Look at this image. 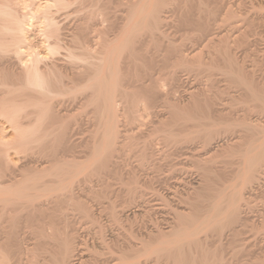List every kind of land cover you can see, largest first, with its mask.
<instances>
[{
    "label": "bare ground",
    "instance_id": "obj_1",
    "mask_svg": "<svg viewBox=\"0 0 264 264\" xmlns=\"http://www.w3.org/2000/svg\"><path fill=\"white\" fill-rule=\"evenodd\" d=\"M173 1L179 0H0V264H12L14 262L17 264H91L90 258H85V252H88L87 250L85 251V249H88L87 245L79 246V242V244H76L80 228L75 224L81 223L83 220L78 221L75 218L78 216L76 214L74 218L78 222L74 223L75 220H72L73 222L70 221L72 216L68 215L70 216L68 219L67 214L71 212L68 209L71 208L73 211L76 206V212L79 210L78 213L80 215L81 213L85 215H81V218L82 216L88 217L91 218H87L88 220L99 223L102 220L99 221L100 216H96V207L93 208L94 206L89 205L87 199L89 196L92 197L90 198L92 200L99 197L98 199L103 201L106 197L105 199L109 201V205L108 203L104 205H107V211L111 210L108 213H111V216L109 215L108 217H111L112 222L120 223V219H129V198H131L129 197V192L133 195L134 189L129 191L130 187L128 189L126 187L125 194L122 191L124 196H120L122 201L120 200L121 204L119 203L121 210L117 209V205L119 207V204L116 205L118 199L117 202L112 199V196H115L112 195V190V196L110 192L109 195L108 192L105 194V191L108 188L110 189L113 179H119L120 182L129 184L130 172H128L127 177L123 176L124 164L122 165L123 161L121 162L120 158H122L121 155L127 157L131 148L133 150L140 149L138 146L141 143L139 145L136 143L139 135H134L133 132H129V129L123 128L126 131L121 130L120 123L122 122L119 121L121 114L124 113L126 117L140 119L141 117L138 118L137 114L141 110H144V113L145 111H149V114L154 113L156 119L152 114L150 115L155 120L153 119L154 125L151 122L153 128L149 134L146 131V136L148 137L149 135L150 140L148 141L147 139L143 143L141 151H139V154H141L140 167L147 166L153 160L152 157L157 158L154 154L156 149H153L152 146L156 145L153 142H155L154 140H156L157 136L162 139L164 147L174 145L177 149L180 148H178V144L189 143L190 145V142L199 139L203 141L205 148L211 154L212 151L218 150L213 145V139L217 135L220 136L222 132L225 133L231 130L238 131L239 134L237 133L236 140L232 143L219 144L222 145L220 150L223 152V156L227 154L228 156L237 157V165L235 164L237 167L233 171V175L230 173L232 177L228 179L227 183L225 181H227L228 174H226L225 181L220 183L218 181L216 184V181H212L215 180L214 178L209 179L211 178L209 174L212 173L213 175L217 169L219 170V168H215L217 160L215 162L214 154L212 157L209 155V158L205 157L206 159L202 158L203 160H201L200 157L199 159L198 156L194 158L189 152L181 150L183 155H185V162L190 161L193 157L198 161L195 162L193 160V162L200 168V173H198L201 179L195 182L191 180L190 188L188 185L189 189L186 187L188 191L182 193L185 194L183 197H181L182 195L180 196L181 201L183 200V203H187L184 205H189L187 207L190 208L176 212L175 218L170 221L172 223L168 226L169 230L167 229L166 233H161L165 231L158 230L160 234L156 235L157 237H148L149 239L146 237L148 240L141 238L144 240L139 242L140 244H135L134 242V246H130L129 238L125 237L126 240L123 239L125 242L122 241V247L120 248L121 243L119 244V249L117 248L120 252L116 250L120 255H117V252L115 253L116 248L113 247L114 249L110 250L109 247L111 252L109 251L108 254L110 256H104L107 257L105 260L103 258L102 260L98 259L100 260L98 262L92 259L96 261V264H141L137 258L155 253L158 256L167 255L174 264H227V256L225 257L226 262L225 258H222L223 255H221L225 254L223 253L224 246L221 238L227 233L225 231L229 230L227 234L232 236L231 238L237 242L238 234L240 235L239 232H242L240 231L241 228L240 230L238 229L240 227L239 224L242 223V220L249 218L248 209L251 210L253 207L250 205L249 199L251 198L249 196L258 193L255 191L258 187L259 190L261 189L259 193L264 195V119L257 116V114H264V62L260 58V51L262 50L258 49L263 45L257 47L260 41L264 42V5L262 9L254 7L253 9L257 10L252 12L254 11L251 10L252 8L249 11L247 7H243L245 0H235L233 5L227 4L225 0L182 1V4L185 3L187 7L189 6L187 8L189 10L186 9L187 12L185 11L186 14L192 13V8L194 7L195 10H198L197 14L205 13L204 11L208 12V17L205 16L206 18L202 16V13L200 17L196 14L199 17L197 18L194 13L195 17L188 19L193 20L192 23L196 19V25L200 23L201 27L198 25L200 27L198 33H202L200 37H205V39L202 38V42L207 43L208 47L210 45V51L208 52L211 53V56L208 55V60L209 56L211 59L207 62L205 61L206 59L202 60L204 57H199L203 52L200 50L201 48L199 49L200 52L195 50L197 48L194 46L195 49L192 48V53H184L185 50L180 45H175L171 42V39L168 40V37L167 40L165 39L167 34L163 31L164 29L162 30V26L167 22L165 20L167 15L165 16L162 12ZM180 1L176 2L177 5H181ZM261 1L264 4V0H260V3ZM253 3L251 4L250 2L251 5ZM208 4L211 6L210 8ZM119 5L123 7L121 14L116 13V7H119ZM181 7L183 9V5L180 6V11ZM218 11L225 12L224 18L220 19V22L218 21L220 16L216 17ZM186 17L188 16L185 15ZM218 22L224 25H222L224 27L223 30L219 29ZM184 24L186 25L185 22ZM144 34L155 43L160 40L163 42L164 40L167 41L168 48L165 47L167 50L165 48L164 50L173 54V56L176 54L177 59L172 63L173 68L166 74L167 79H164L165 81L167 80L166 82L160 79H152V83L148 85L151 88H148V90H144V87L147 86L145 83V86L141 84L143 87L141 86L140 88L142 89L129 91V74L137 72V70H134L136 65H138L139 57H143V61L144 57L152 60L155 58L154 54H149L148 56L146 52L149 51L147 50L148 48L144 50L146 47L142 48V46L136 45V42H140V40L142 45L143 38L141 39V37ZM159 50L156 51L158 52ZM238 51L241 53H238ZM197 53L199 56H197ZM166 56L168 57L169 55ZM246 57H252L251 63H248ZM215 64L218 65V68H216L218 74L219 72L220 74L222 73L230 85H227L229 89L226 86L224 87L225 92L229 90L228 96H230L229 93L235 87L236 89H241L239 94L234 93L236 92L235 90L228 98L233 100V105L235 100L236 103L241 102L240 105L243 104L244 114L242 111V116L235 118L234 115L228 118L221 114L224 109L222 111L219 108L220 106H216L219 103L217 102L220 95L218 93H223V91L218 92L221 87H218L217 94L215 92L212 96L209 95L215 89L214 81L215 83L217 81L215 79H213L214 81L212 80V84L210 83L211 86L209 85V87H214L212 91L209 88V96L207 95L209 90H205L208 84L205 86L202 84L205 89L202 88L201 90L199 88L202 86L198 90L196 89L200 85L194 88L192 86L191 90H186L185 93L187 94L183 95H186L184 99H182L183 97H177L176 94V96L174 95V92H179L177 89L181 88L182 82H184L182 76L180 78L179 70L175 69L179 68L178 65L186 69H194L195 66L196 69L194 70L200 71L202 69L201 71H203L204 69L205 71L206 68L210 70L211 66H216ZM165 84L170 85V87L168 86V91L163 92L161 88ZM230 87H233L231 91ZM170 93H173L172 96L178 99L175 100V97L173 99ZM162 98H165V105L163 106L167 109L156 110L157 105L154 108V104L158 100L163 101ZM67 99H69L68 101L71 100V103L72 100L78 102L80 99L81 109L87 108L88 110V106L93 108L92 113L96 120V124H94L96 128L94 127L95 130L91 131L93 138H87L88 141L84 144L83 140H79L78 131L76 132L75 130L76 125L73 126L74 124L70 120L71 114L69 115L68 112H65L68 108L66 107L67 109L64 113L62 112L63 105L65 106L64 103H66ZM222 100L219 101L223 103ZM152 107L155 110H152ZM121 111L123 112L121 113ZM230 111L228 113H231ZM225 115H227V112ZM139 116L141 115L139 114ZM3 121L8 124V127L3 125ZM228 121L231 122L226 126H220V124ZM190 122H194L197 129L186 130L187 126L191 124ZM73 123L76 124V121ZM8 131L12 134H9ZM76 135L79 141L76 139ZM158 138L157 140L159 141ZM135 145L136 147H134ZM179 151L173 152V154L177 157V155H180ZM208 152L206 153L208 154ZM217 152L216 156H218ZM169 154L168 156L171 158L172 156ZM174 163L172 164L173 166L180 164V162ZM221 163L224 162L222 161ZM229 164L231 165V163ZM227 166L225 165V168ZM133 170H136V168ZM221 171L223 172V169ZM136 176L139 177V175ZM154 177L157 178L156 176ZM136 179L139 178L133 177L132 180L135 183V188L136 183L140 180L137 181ZM222 179L224 180V178ZM162 180L164 179L162 178ZM95 185L101 186V191L97 189L96 191ZM138 187L137 185V190ZM104 189L106 190L104 191ZM139 189L141 190V188ZM141 194L143 198L142 191ZM92 200L90 201L92 202ZM20 212L27 214L24 221L20 220L22 219L20 215H23ZM76 212L73 211V214ZM22 217L24 219V216ZM258 217L260 216L258 215ZM261 217L260 223L263 225L262 228H264V211L261 212ZM31 218L35 219V223L32 222L33 219L31 220ZM100 219L102 218L100 217ZM238 225L239 227H237ZM82 227L84 225L81 226L83 231ZM99 227H101L99 229L101 234L105 233L104 229L107 230L105 226L104 228L102 225ZM26 230L29 232L33 230L34 237L32 239L35 238L36 240L37 238L38 240L34 246L32 245L35 242L34 240L31 247L28 244L31 241L30 239L28 242L26 240ZM32 232H30L31 236ZM203 235L207 236H204V238ZM208 237H215L216 240L214 238V241L219 240L221 242L218 245L219 247H215V245L213 248V242L211 243V239L208 240ZM241 240L239 238V241ZM261 241L262 243H260ZM261 241L259 240V245H256V252H258L256 257L258 259L256 258L257 261L253 260L254 263L252 264H261L258 263L260 262L259 258L264 264V242L263 239ZM107 244L110 243L108 242ZM94 252L97 255L100 251ZM218 253H221V258ZM150 256L148 257L150 258Z\"/></svg>",
    "mask_w": 264,
    "mask_h": 264
},
{
    "label": "rangeland",
    "instance_id": "obj_2",
    "mask_svg": "<svg viewBox=\"0 0 264 264\" xmlns=\"http://www.w3.org/2000/svg\"><path fill=\"white\" fill-rule=\"evenodd\" d=\"M180 1V0H179ZM179 1H173L170 5H168V6H166L165 8H164V10H163V12L162 13H164L165 14V16H166V24H164L163 26H162V30L165 32V34H167V36H166V40H167V37H168V40L169 39H171L172 41V43H174L175 45L177 44L178 46L180 45V47H182L185 51H184V53H189V52H191L192 53V51H193V49H195V48H197V49H195V50H199L200 48V50L201 51H203L200 55L201 56H199L198 55V51H195V52H198L197 53V56H199L200 58H202V57H204L202 60H205V61H207V62H209V60L211 59V53L210 52H208V51H210L209 50V48H210V45H209V47H208V44L207 43H204V42H202V40L203 39H205V37H203V36H201L200 37V34L202 35V33H198L199 31H200V27H201V25H199L200 23H197V25H196V23H195V20H194V23H192L193 22V20L191 21V20H188V19H192V18H194L195 16H196V14L198 13V10H197V12H196V10H195V7L194 8H192V13H188V14H186L185 13V11H186V9L187 8H189V6L187 7V5L185 4V3H181L182 1H184V0H181L180 1V3H181V5L180 4H178V5H180V6H182L183 5V9H182V7H181V11H180V6L179 7H177L178 5H177V3L176 2H179ZM226 1V3L227 4H232L233 5V3L235 2V0H225ZM232 1V2H231ZM174 2H175V4H174ZM185 2V1H184ZM250 2H251V4L253 3V5H251L250 4ZM258 4H256V3ZM244 3V2H243ZM260 3V0H256V1H252V0H245V4H243V7H247V10H249V11H251V10H254V11H252V12H255L257 9H262V7H263V3H262V1H261V3ZM247 4V5H246ZM262 4V5H261ZM210 5H212L211 3H210ZM244 5H246V6H244ZM252 7H251V6ZM256 5V6H255ZM259 5H261V6H259ZM249 6V7H248ZM173 7V8H172ZM208 7L210 8L211 6H209V4H208ZM235 7V6H234ZM256 8L257 7V9L255 10V9H253V8ZM252 8V9H251ZM121 9H123V7L121 6V5H119V7L117 6L116 7V13L117 14H121ZM178 9V10H177ZM251 9V10H250ZM187 10H189V9H187ZM264 10V9H263ZM263 10H261V11H263ZM119 11V12H118ZM180 11V12H179ZM194 11V12H193ZM175 12V13H174ZM187 12V11H186ZM205 13H199V14H197V16H199L200 17V14L202 15V16H206V17H208V12L207 11H204ZM218 12H220L219 14H218ZM217 12V16L216 17H218V16H220V17H218L219 18V22L224 18V15H225V12L224 11H218ZM222 12V13H221ZM258 12H260L259 10H258ZM264 12V11H263ZM169 13V14H168ZM183 13V14H182ZM194 13H195V16H194ZM207 13V14H206ZM173 14V15H172ZM175 14V15H174ZM182 14V15H181ZM186 16H188V17H186L185 18V15ZM222 16H221V15ZM192 17H191V16ZM196 16V17H197ZM199 17H197V18H199ZM205 17V18H206ZM168 18V19H167ZM170 18V19H169ZM175 18H177V19H175ZM221 19V20H220ZM182 20V21H181ZM197 20H199V19H197ZM205 20V19H204ZM171 21V22H170ZM176 23H175V22ZM183 22V23H182ZM184 22L186 23V25L184 24ZM199 22V21H198ZM219 22L217 23V25L219 24ZM169 25H168V24ZM189 23V24H188ZM192 23V24H191ZM182 24V25H181ZM221 24V25H220ZM218 26H219V29L221 28V30H223L224 29V25L222 24V23H220ZM193 25V26H192ZM198 25L200 26V27H198ZM216 25V24H215ZM217 25H216V29H217ZM223 25V26H222ZM171 26V27H170ZM182 26V27H181ZM191 26V27H190ZM194 28V29H193ZM215 28V27H214ZM196 29H197V32H196ZM198 29H199V31H198ZM169 30V31H168ZM195 30V31H194ZM214 31H216L215 29H214ZM195 34H194V33ZM189 33V34H188ZM199 34V35H198ZM192 35V36H191ZM147 35H143V37H141V39L143 38V43H142V45L140 44V42H141V40H140V42H136L137 44L136 45H140L139 47H141L142 46V48H144V47H146V48H144V50H146L147 48V50H149V51H146L147 53H148V56H149V54H154L153 56L155 57L153 60L152 59H149V58H145L144 57V61H143V57H139L140 59H138V61H137V64L138 65H136V68H135V70L134 71H136L137 70V72L136 73H130L129 75V91H131V90H133V91H137V89H142V88H140L142 85L141 84H143V86H145V83H146V85L148 86V85H150L151 83H152V81L153 80H158V79H160V80H162V81H165L164 79H167L166 77H167V73L170 71V69H172L173 68V64L172 63H174V61H176V59H177V55H176V58H175V55L173 56V54H171V53H169L168 51H166L167 49L165 48V47H167L168 48V42L167 41H165L164 40V42L163 41H158V42H156L157 44H158V46H156L157 44L155 43V42H153L152 40H150L149 38H148V36L146 37ZM144 37H145V40H146V42H144L145 40H144ZM193 37V38H192ZM195 37V38H194ZM199 37V38H198ZM203 38V39H202ZM148 39V40H147ZM200 40H201V42H200ZM197 41V42H196ZM150 42V43H149ZM151 42H153V43H151ZM181 42V43H180ZM200 42V43H199ZM179 43V44H178ZM183 43V44H182ZM146 44V45H145ZM156 44V45H155ZM198 44V45H197ZM144 45V46H143ZM154 45V46H153ZM166 45V46H165ZM260 45H263V46H260ZM148 46V47H147ZM194 46H195V48H194ZM206 46V47H205ZM260 46V47H259ZM161 47V48H160ZM257 47H259L258 49H261L262 51H263V49H264V42H259L258 43V46ZM155 50H154V49ZM160 49L158 52L156 51V50H158V49ZM164 48L166 49V50H164ZM193 48V49H192ZM263 48V49H262ZM42 50H44L43 48H41ZM153 50V51H152ZM192 50V51H191ZM199 50V51H200ZM156 51V52H155ZM200 51V52H201ZM262 51H260V58L263 60L262 62H264V51L262 52ZM145 51H144V53H146ZM155 52V53H154ZM160 52H162V54H160ZM166 52H168L166 55H169L168 57L166 56V55H164ZM190 53V54H191ZM238 53H241V52H239L238 51ZM203 54H204V56H203ZM262 54V55H261ZM147 55V54H146ZM208 55H210L209 56V60H208ZM239 55H241V54H239ZM157 56V57H156ZM196 56V57H197ZM161 57V58H160ZM172 57V58H171ZM250 57V56H249ZM249 57H246L247 59V61H248V63H251V60H252V57L251 58H249ZM240 58H241V56H240ZM130 59V58H129ZM163 60V61H162ZM165 60V61H164ZM219 60V59H218ZM155 61V62H154ZM129 62H130V60H129ZM160 62V63H159ZM218 62H221V61H218ZM158 65H157V64ZM218 64V63H217ZM222 64V63H221ZM175 65V64H174ZM216 65V64H215ZM129 66H130V64H129ZM170 66V67H169ZM179 66V68H175V69H177V71L179 72V75H180V78H181V76H182V80L184 79V82H182L183 84H184V86H183V84L181 85V88H178L177 89V91H179V92H174V91H172V92H174V95L176 94L177 95V97H183L182 99H184L185 97H186V95L185 96H183L184 94H187V93H185L186 92V90H189L190 88L192 89V86H193V88L195 87V86H197V85H200V86H197L196 87V89L198 90V88L199 87H201L202 86V84H203V86H205V85H207L208 87H205V88H207V89H205L203 86L201 87V88H199V90H201L202 88L203 89H205V90H209V88L211 89V91H212V89L214 88L213 86L212 87H209V85H210V83L212 84L213 82H212V80L213 79H215V80H217L216 81V83H215V81H214V85H215V89H213L214 91L213 92H210V90L209 91H207V95H208V93L210 92V93H212V94H209L210 96H212L213 95V93H215L216 91H218V87H221L220 89H219V91L218 92H220V91H223V93H218V94H220L219 95V99H218V101L217 102H219V103H217L216 104V106H220L219 108H221V110L222 109H224V112L226 113L227 112V115H225V113L224 112H222L221 114L223 115L224 114V116L225 117H232V116H234L235 118L236 117H239V116H242L243 114H244V111H243V104L242 105H240L241 104V102H239V103H236V100H235V103H234V105L232 104L233 102V100L231 99V98H228V97H230L231 96V93L232 92H234L235 90H236V92H234V93H238L239 94V92H241V89L240 88H238V89H236V87L234 88V90L232 89V91H231V88H233V87H230V96H228V92H229V90L227 91V92H225V89H224V87L226 86L227 87V85L228 86H230L229 84H228V82H227V80L225 79V77L222 75V73L220 74V72H219V74H218V70L216 69V68H218V65H216V66H211V68H210V70L208 69V68H206V70L204 71V69H203V71H201V73H200V71H196V70H194V69H196V67L194 66V69H186L185 67V69L183 68V67H181V65H178ZM145 67V68H144ZM175 67H176V65H175ZM180 67H181V69H180ZM140 68V69H139ZM167 68V69H166ZM145 69V70H144ZM148 69V70H147ZM198 69V68H197ZM214 69H216L215 71H213ZM208 70V71H207ZM211 70H212V72H211ZM182 71V72H181ZM148 73V74H146V73ZM151 72V73H150ZM139 73V74H138ZM143 73V74H142ZM136 74V75H135ZM185 76H183V75ZM200 74V75H199ZM211 74V75H210ZM212 74H213V77H212ZM214 74H216V75H214ZM135 75V76H134ZM164 75V76H163ZM137 76V77H136ZM140 76V77H139ZM146 76V77H145ZM149 76V77H148ZM156 76V77H155ZM162 76V77H161ZM206 76V77H205ZM133 77V78H132ZM151 77V78H150ZM221 77V78H220ZM138 78V79H137ZM197 78V79H196ZM207 78V79H206ZM209 78V79H208ZM145 79V80H144ZM153 79V80H152ZM221 79V80H220ZM159 80V81H160ZM193 80V81H192ZM226 80V81H225ZM167 81V80H166ZM165 81V82H166ZM192 81V82H191ZM135 82V83H134ZM141 82H143V83H141ZM187 82V83H186ZM191 82V83H190ZM197 82H198V84H197ZM134 83V84H133ZM140 83V84H139ZM150 83V84H149ZM189 83V84H188ZM218 83V84H217ZM224 83V84H223ZM220 84V85H219ZM218 85V86H217ZM130 86H132V87H130ZM142 86V87H143ZM147 86H145V87H147ZM170 87V85H168V84H165V86H162V90H163V92H166V91H168L169 89H167V88H169ZM211 86V85H210ZM145 87H144V90H148V88H151V87H147V89H145ZM180 87V86H179ZM164 88V89H163ZM224 90H223V89ZM190 89V90H191ZM227 89H229V87H227ZM226 89V90H227ZM184 90V91H183ZM237 90H238V92H237ZM240 90V91H239ZM188 92V91H187ZM225 92V93H224ZM183 93V94H182ZM216 94H217V92H216ZM170 95H171V97H173L172 95H173V93H170ZM175 95V96H176ZM208 95V96H209ZM215 95V94H214ZM174 96V97H175ZM174 97H173V99H174ZM220 97H221V99H220ZM163 99V101L162 100H158L157 102H156V104H154L153 106H154V108H156V105H157V108H156V110L158 109V110H160V109H163V108H165L163 105H165V102H164V100H165V98H162ZM178 98H176L175 97V100H177ZM223 99V100H222ZM231 100V101H229V100ZM237 99H238V97H237ZM69 99H67L65 102L66 103H64L65 104V106L63 105V113H64V111L68 108V109H70L69 111H68V109H67V111H65V112H68V114L70 115V120H71V122H72V124H74L73 126H75V130H76V132L78 131V137H79V140L81 139V141L83 140L84 142H83V144L84 143H86L87 141H88V139H90V138H93V136H91V135H93L92 134V132L91 131H93V129H94V127L96 126V125H94V124H96V120L94 119V115H93V113H92V110H93V108H92V106H88L89 108H88V110H87V108H82V109H84L83 111H82V109L80 108L81 106H80V103H79V101H80V99H79V101L77 102V101H73L72 100V103L70 102V101H68ZM222 100L223 101V103L222 102H220V101ZM240 101V100H239ZM231 102V103H230ZM238 102V101H237ZM78 103H79V106H78ZM220 103H222L221 105H218V104H220ZM225 103V104H224ZM70 104V105H69ZM72 104V105H71ZM75 104H77V105H75ZM162 104V105H161ZM231 106H229V105ZM75 105V106H74ZM226 105H228V106H226ZM233 105V106H232ZM70 106V107H69ZM72 106V107H71ZM242 106V107H241ZM67 107V108H66ZM79 107V108H78ZM160 107V108H159ZM224 107V108H223ZM233 107V108H232ZM75 108V109H74ZM153 107L151 108L152 110H155ZM218 108V107H217ZM218 108V109H219ZM228 108V109H227ZM234 108H236V109H234ZM72 109H74V110H72ZM165 109H167V108H165ZM230 111V110H232V111H230L231 113H228V111ZM76 110V111H75ZM220 110V109H219ZM75 111V112H74ZM87 111V112H86ZM223 111V110H222ZM243 111V112H242ZM123 111H121V113H122ZM221 112V111H220ZM220 112H218V113H220ZM236 112V113H235ZM241 112L243 113V114H241ZM76 113V114H75ZM141 116H139V114H137L138 115V118L139 117H141L140 119H137V118H130V117H126L125 115V113L124 114H121V116H120V121L119 122H122V123H120L121 125V130L124 128V129H129V132H133V134L134 135H139L138 136V138L136 139L137 141H136V143H138V145L141 143V145H139L138 147H140V149H141V147H142V145H143V143L144 142H146V140L148 139V141L150 140L149 139V135H148V137L146 136V134H147V132H148V134H149V132H150V130H152V128H153V126L152 125H154V120L156 119V117H154V113H151L152 115H153V117L155 118H153L152 116H150L151 114H149V111L147 112V111H145V113H144V110H141L140 112H138ZM143 115H142V114ZM147 113H148V115H147ZM239 113V114H238ZM73 114V115H72ZM144 115H146V116H144ZM229 115V116H228ZM260 115H261V117H260ZM264 114H257V116H259V118H261V119H264V116H263ZM80 116V117H79ZM127 116H128V114H127ZM73 117H74V119H73ZM145 117V118H144ZM78 119V121H77V119ZM125 118H126V120H125ZM129 118V119H128ZM152 118V119H151ZM76 119V120H75ZM93 119V120H92ZM128 119V120H127ZM134 119V120H133ZM154 119V120H153ZM95 120V121H94ZM147 120V121H146ZM76 121V124L75 123H73V122H75ZM138 121V122H137ZM146 121V122H145ZM94 122V123H93ZM153 124H152V123ZM231 121H228L227 123L226 122H224V123H222V124H220V126H226L228 123H230ZM2 123H4L3 125L4 126H6V127H8L7 125L8 124H6V122H2ZM77 123H78V125H77ZM143 123V124H142ZM150 123V124H149ZM191 123V124H190ZM189 124L190 125H192V126H190V125H188L187 127H185V128H187L186 130H190V129H192L193 128V130H195V128L197 129V127L195 126V123L194 122H190ZM152 124V125H151ZM81 125V126H80ZM72 126V127H73ZM77 126H79V127H77ZM124 126V127H123ZM146 126V127H145ZM152 126V127H151ZM145 127V128H144ZM151 127V128H150ZM96 128V127H95ZM184 128V127H183ZM123 129V131H126V130H124ZM137 129V130H136ZM81 130V131H80ZM95 130V129H94ZM143 130V131H142ZM185 130V129H184ZM185 130V131H186ZM9 131H11V130H9ZM8 131V132H9ZM140 131H141V133H142V135H141V133H140ZM147 131V132H146ZM232 131V132H231ZM231 131H228V132H222V134H220V136L219 135H217V137H215L214 139H213V145L215 146V149H218V150H214V151H212L211 152V154H209V152L207 151V149L205 148V146H204V144H203V141L202 140H199V139H196L194 142H190V145H189V143H181V144H178V148L179 149H177V147L176 146H174V145H170V146H165L164 147V144H163V142H162V139H160V138H158V136L156 137V140H154L155 142H153V144L155 143L156 145H152L153 146V149H156V150H154V154L156 155V157L157 158H153L152 157V163L150 162V163H148L147 164V166L145 165V167L144 166H141L140 167V162H141V158H140V155L141 154H139V151H141L139 148V150L138 149H136V150H138V151H136V150H133V148H131L132 149V151H130L129 150V155L127 156V157H125V155H121L122 156V158H120V160H121V162H122V165H123V172H124V175L123 176H128V172H130L129 173V184L127 183L126 184V182L124 183V182H120V180L119 179H113V181H114V183H113V181H112V185H111V187H110V189L108 188L107 190L106 189H104V191H105V194H107V192H108V195H109V192H110V195H111V190H112V192H113V194L112 195H115V196H112V199L115 201V202H117V199H118V203H116V205L117 204H121V199H122V197L120 198V196H124L122 193L124 192V194L126 193L125 192V188L127 187V189L129 188V191H131V189H134V196L133 195H131L132 193L131 192H129L130 194H129V197H131V198H129V219H125V218H123L124 220H122V219H120L119 220V222L120 223H114V222H112V219H110L111 217H108L109 215L111 216V213L110 214H108L109 212H111V210L110 211H107L106 209L108 208H106V206L107 205H104V204H107L108 203V205H109V201L107 200V199H103V201H102V199H96V198H93V200L92 199H90V198H92V197H90L89 196V198L88 199H90V200H92V202L90 201H88V199H87V202L89 203V205H91L93 208H95L96 209V212H97V214H96V216H100L102 219H100V217H99V221H101L102 220V222H99V223H96V222H94L93 220H88V219H91V218H86V217H84L85 215L84 214H82L81 213V215H84V216H82V218L80 217L81 215L78 213L79 212V210H78V212H76L77 211V207L75 206L74 208L72 207V205H70L72 208H73V211L74 212H76V213H74L73 214V211H72V209L70 208V206H69V208L71 209H68L69 210V212L71 211L72 212V214H71V212L69 213V214H67V216L68 215H71L72 217V219L70 218V221H72V220H75L74 221V223L75 222H78V221H80V220H83V221H81V223L80 222H78V223H76L75 225L76 226H78L79 228H80V232H79V235H78V240H77V243L76 244H79L80 243V245L79 246H81V245H83V246H86L87 245V247H88V249H85V251L87 250L88 252H85L86 253V257L85 258H87V259H89V261H92L91 262V264H96V261H100V260H102V258H103V260H105L108 256H110L108 253H109V251L111 250V249H114V248H116L115 249V253L117 252L116 250H118L119 249V244H121L120 245V248L122 247V245H123V242L122 241H124L125 242V240H126V238L128 237L129 238V244H131L130 246H134V242H135V244H140L139 242H142V240H144V239H147L148 237L150 238H152V237H155L156 235L158 236L159 234H160V232L159 231H165V232H161V233H166L167 232V229H168V226L172 223H170V221H173L174 220V216L176 215V212L177 211H181L182 209H187V208H190V207H187V206H189V205H184V204H187L186 202L185 203H183L182 201H181V197H183L185 194H182V193H184V192H186V191H188V189L190 188V184L192 183V181H197V180H200L201 178V176H199L200 174V172H199V166H196V163L195 162H198L197 161V159H194V158H197V156H198V159H199V157H200V159L201 160H203L202 158H204V159H206V158H209V155H211L210 157H212V155L213 156H215L214 158V160H215V162H216V160H217V162L215 163L216 164V169L217 168H219V170L217 169L216 170V172H218V173H216L215 172V174L213 173V175H212V173L211 174H209V177H211V178H209V179H215V180H212V181H216V184L218 183V181H219V183L220 182H222V181H225L226 179H227V181H225L226 183L228 182V179H230V177H232V176H230L232 173H233V171H235V168L237 167L236 165H237V157H235V156H228L227 154L225 155L224 154V156H223V152L220 150V148H221V146L222 145H220V144H225V143H232V142H234V140H236V137H237V135L239 134L238 133V131L236 132V131H233V130H231ZM234 132V133H233ZM11 132H9V134H10ZM187 133V132H186ZM186 133H184V134H186ZM238 133V134H237ZM12 134V133H11ZM82 134V135H81ZM233 134H234V136H233ZM225 135V136H224ZM82 136V137H81ZM145 136V137H144ZM76 137V139L78 140V137H77V135L75 136ZM84 137V138H83ZM90 137V138H89ZM142 137V138H141ZM144 137V138H143ZM147 137V138H146ZM219 137V138H218ZM88 138V139H87ZM140 138V139H139ZM157 138L159 139V141L157 140ZM139 139V140H138ZM144 139V140H143ZM155 139V138H154ZM231 141H229V140ZM78 140V141H79ZM199 140V141H198ZM224 141V142H223ZM229 141V142H228ZM157 143H158V145H157ZM220 143V144H219ZM216 144V145H215ZM219 144V145H218ZM185 145V146H184ZM188 145V146H187ZM154 146H155V148H154ZM156 146H159V147H157L156 148ZM181 146H182V148H181ZM185 148H184V147ZM189 146H191V147H189ZM134 147H136V145L134 146ZM176 147V148H175ZM204 147V148H203ZM217 147H219V148H217ZM83 148H85L84 146H83ZM167 148H168V150H167ZM170 148H172V149H170ZM187 148V149H186ZM191 148V150H189ZM80 149H82V147H80ZM86 149V148H85ZM84 149V150H85ZM161 149V150H160ZM177 149V150H176ZM184 149V150H183ZM204 149H205V151H204ZM164 150V151H163ZM172 150H176V151H179L180 152V158H179V156L177 155V157H176V155H174L173 154V152H176V151H172ZM181 150L183 151V152H189L190 154H192L193 156H194V158L192 159V162H191V159H190V161L188 160L187 162H185L184 160H185V158H184V156L185 155H183V152H181ZM187 150V151H186ZM172 151V152H171ZM191 151V152H190ZM217 152V155L218 156H216V152ZM156 152H157V154H156ZM169 152H170V154H171V158L168 156V154H169ZM179 152H178V154H179ZM206 152H208V154L206 153ZM193 153H195V154H193ZM169 154V155H170ZM173 154V155H172ZM220 154H222V155H220ZM127 155V154H126ZM155 155H153V156H155ZM219 155H220V157H219ZM173 156H175L174 158L176 159H174L173 158ZM196 156V157H195ZM227 156V157H226ZM163 157V158H162ZM206 157V158H205ZM13 158L15 159V157H14V155H13ZM170 158V159H169ZM183 158V159H182ZM232 158V160H230ZM233 158H234V160H233ZM140 159V160H139ZM156 159V160H155ZM167 159V160H166ZM169 159V160H168ZM222 159V160H221ZM227 159H229V160H227ZM155 160V161H154ZM161 162H159V161ZM165 160V161H164ZM171 160V161H170ZM193 160L195 161V162H193ZM220 161V163H219V161ZM225 160V161H224ZM118 161H119V158H118ZM124 161H125V163H124ZM185 163H184V162ZM224 162V163H221V162ZM229 161V162H228ZM129 162V163H128ZM172 162V163H171ZM177 163V162H180V164L178 163V164H176V165H172L173 163ZM226 162V163H225ZM235 162V163H234ZM166 163V164H165ZM168 163H170V164H168ZM174 163V164H175ZM219 163V164H218ZM229 163H231V165L229 164ZM233 163H234V165H233ZM127 164V165H126ZM140 164V165H139ZM161 166H160V165ZM164 164V165H163ZM182 164V165H181ZM219 166H218V165ZM221 164H225L226 166H227V164H228V168L226 167L225 168V165L223 166V165H221ZM139 165V166H138ZM151 165H153L152 167H151ZM157 166V167H156ZM159 166V167H158ZM172 166H173V168H172ZM215 166V165H214ZM218 166V167H217ZM220 166H223V167H220ZM230 166V167H229ZM144 167V168H143ZM177 167V168H176ZM180 167H182V168H180ZM125 168V169H124ZM136 168V170H133V169H135ZM150 170H149V169ZM155 169L154 171H153V169ZM169 168V169H168ZM172 170H171V169ZM129 169V170H128ZM142 169H143V171H142ZM180 169V170H179ZM182 169V170H181ZM187 169V170H186ZM223 169V172L221 171ZM226 169V170H225ZM230 169H231V171H230ZM146 170V171H145ZM189 170V171H188ZM192 170V171H191ZM196 170V171H195ZM174 171V172H173ZM176 171V172H175ZM183 171V172H182ZM224 171H225V174H224ZM137 172V173H136ZM141 172V173H140ZM144 172V173H143ZM158 172V173H157ZM168 172V173H167ZM173 172V173H172ZM199 172V173H198ZM226 172H228V173H226ZM134 173H135V175H134ZM148 173V174H147ZM231 173V174H230ZM168 174V175H167ZM174 174V175H173ZM186 174H187V176H186ZM226 174H228V177L226 178ZM136 175H139V177H137ZM156 176L157 178H155L154 176ZM175 175H176V177H175ZM211 175V176H210ZM219 177H218V176ZM223 175V176H222ZM233 175V174H232ZM141 176H142V178H141ZM147 176V177H146ZM182 176V177H181ZM195 176V177H194ZM199 176V177H198ZM213 176V177H212ZM218 177V178H216V177ZM222 176V177H221ZM133 177H136V178H141L140 180L139 179H136L137 181L139 180V182L138 183H136L139 187H138V190L136 189L137 188V185H136V188L134 187V185H135V183L134 182H132V180H133ZM198 177V178H197ZM152 178V179H151ZM154 178V179H153ZM162 178L164 179V180H162ZM171 178V179H170ZM176 178V179H175ZM195 178V179H194ZM222 178H224V180L222 179ZM226 178V179H225ZM126 179V178H125ZM131 179V180H130ZM158 179V180H157ZM218 179V180H217ZM127 180V179H126ZM149 180V181H148ZM154 180V181H153ZM156 180V181H155ZM160 180V181H159ZM187 180V181H186ZM192 180V181H191ZM131 181V182H130ZM168 181V182H167ZM172 181V182H171ZM182 181H184V182H182ZM148 182H149V184H148ZM150 182H152V183H150ZM161 182V183H160ZM187 182V183H186ZM144 183V185H142ZM180 183V184H179ZM147 184V185H146ZM186 184V185H185ZM170 185V186H169ZM189 186V188H188V186ZM112 186H114V187H112ZM148 186V187H147ZM177 186V187H176ZM101 186H99V185H95L94 186V188H95V190L97 189L98 191L100 190L101 191V188H100ZM168 187V188H167ZM169 187H170V189H169ZM172 187V188H171ZM188 189H187V188ZM100 188V189H99ZM112 188V189H111ZM119 188V189H118ZM139 188H141V190L139 189ZM143 188V189H142ZM176 188V189H175ZM259 188V187H258ZM256 189L255 191L256 192H258V193H255V194H260V195H251V196H249L251 199H249L250 200V205L251 206H253L252 208H251V210L250 209H248V215H249V218L248 219H246V220H242V223H240L239 225H240V227H239V225L237 226V227H239L238 229L240 230V228H241V230L240 231H242V232H239L240 233V235L238 234V241L237 242H239V243H237L234 239H232L231 237L232 236H230V235H228L227 233L229 232V230H227V231H225V232H227L222 238H221V242L223 243V246H224V249L226 250H224L223 248V253H225V254H221L222 253V251H220L221 253H218V256H220V258H221V255H223V259L226 257L227 258V260H228V262H227V260H226V258L224 259L226 262H227V264H252V263H254V261H257L256 260V258L258 259V257H256V256H258V252H256L257 250V248H256V245L258 246L259 244V240L261 241L262 239H263V242H264V228H262V224L260 223V221H261V219H262V217H261V212H263L264 211V195H262L261 193H259V191H261V189L259 190V189ZM126 189V190H127ZM169 189V190H168ZM174 189V190H173ZM96 190V191H97ZM103 190V189H102ZM146 190V191H145ZM184 190V191H183ZM258 190V191H257ZM123 191V192H122ZM139 191H140V193H139ZM141 191L143 192V198L141 197L142 196V194H141ZM173 191V192H172ZM117 192H119V193H117ZM138 193H139V195H138ZM174 193V194H173ZM180 193V194H179ZM120 194V195H119ZM131 195V196H130ZM174 195V196H173ZM182 195V196H181ZM117 196H119V197H117ZM133 196V197H132ZM168 196V197H167ZM179 196V197H178ZM181 196V197H180ZM253 196V197H252ZM102 197V196H101ZM170 197V198H169ZM103 198V197H102ZM116 198V199H115ZM132 198H134V199H132ZM173 198V199H172ZM97 200V201H96ZM106 200H107V202H106ZM121 200V201H120ZM96 201V202H95ZM101 201V202H100ZM120 201V202H119ZM134 201V203H132ZM143 201V202H142ZM98 202H100V203H98ZM102 202H103V204H102ZM252 202V203H251ZM143 203V204H142ZM92 204H94V205H92ZM99 204V205H98ZM120 204H119V207H118V205H117V209L119 208V210H121V206H120ZM97 205V206H96ZM256 207H255V206ZM260 205H261V208H260ZM99 206V207H98ZM260 208V209H258V208ZM102 208H103V210L105 211H103L102 210ZM75 209V210H74ZM116 209V210H117ZM133 209V210H132ZM138 209V210H137ZM109 210V209H108ZM119 210H117V211H119ZM261 210V211H260ZM101 211V212H100ZM133 211V212H132ZM253 211V212H252ZM259 211V212H258ZM100 212V213H99ZM135 212V213H134ZM23 213V215H20V214H22ZM67 213H68V211H67ZM99 213V214H98ZM254 213H256V214H254ZM20 217L22 218V219H20V220H22V221H24L25 219H26V217H27V214L25 213V212H20ZM25 214V215H24ZM76 214H78V216H76ZM102 215V216H101ZM258 215L260 216V217H258ZM22 216H24V219H23V217ZM76 216V217H75ZM32 217H33V215H32ZM69 217L70 216H68V219H69ZM78 219V221H76V219ZM79 217V218H78ZM34 218V217H33ZM33 218H31V220L33 219ZM86 218V219H85ZM113 218V217H112ZM109 219V220H108ZM126 220H127V222H126ZM114 221V220H113ZM32 222H34L35 223V219H33V221ZM73 222V221H72ZM87 222V223H86ZM8 223V222H7ZM84 223V224H83ZM244 223V224H243ZM6 224V223H5ZM78 224V225H77ZM81 224V225H80ZM108 224H111V225H108ZM113 224V225H112ZM117 224V225H116ZM238 224V223H237ZM253 224V225H252ZM59 225H61V224H59ZM84 225V227H82L83 228V231H82V229H81V226H83ZM86 225V226H85ZM100 225H102V227L104 228V226H105V228H107V230L106 229H104V231H105V233L103 232L102 234H104V235H102L101 234V231H99V229L101 228V227H99ZM115 225V226H114ZM260 225V226H259ZM75 226V227H76ZM125 226V227H124ZM155 226H157V227H155ZM87 227V228H86ZM122 227V228H121ZM123 227H124V229H123ZM125 228H126V230H128V231H126L125 230ZM28 230H30V229H28ZM28 230H26L25 232H27V233H25V236H26V240H27V242H28V240L30 239V241H31V243L30 242H28V244H30V247H31V244H32V242H33V240L35 241V242H33L34 244H32L33 246L35 245V243H37L38 242V240H37V238H36V240H35V238L34 239H32L33 237H34V234H33V230L32 231H30V232H32V236H31V233L28 231ZM97 230V231H96ZM110 230V231H109ZM159 230V231H158ZM169 230V229H168ZM113 231V232H112ZM117 231V232H116ZM122 233H121V232ZM151 231H152V233H151ZM154 231V232H153ZM155 231H156V233H155ZM96 234H95V233ZM115 232V233H114ZM149 232V233H148ZM113 233V234H112ZM117 233V234H116ZM119 233V234H118ZM86 234V235H85ZM122 234V235H121ZM125 234V235H124ZM108 235V236H107ZM118 235V236H117ZM129 235V236H128ZM148 235H150V236H148ZM153 235V236H152ZM28 236V237H27ZM117 236V237H116ZM121 236V237H120ZM124 236V237H123ZM156 236V237H157ZM206 237L207 235H203V237ZM227 236V237H226ZM36 237V236H35ZM96 237V238H95ZM107 237V238H106ZM126 237V238H125ZM147 237V238H146ZM204 237V238H205ZM229 237V238H228ZM244 239V238H246V239H242V238ZM81 238V239H80ZM89 238V239H88ZM116 238H118V239H116ZM121 238V239H120ZM141 238H144V239H141ZM148 238V239H149ZM209 239L208 240H210V242L212 243H215V244H213L212 243V247L214 248V246L215 247H219L218 245H220V241L219 240H217V241H214V238L215 237H213V238H210V237H208ZM224 238V239H223ZM230 238H231V240H230ZM239 238H240V240L241 241H239ZM250 238V239H249ZM255 238V239H254ZM98 239V240H97ZM115 239V240H114ZM123 239H125V240H123ZM147 239V240H148ZM212 239H213V241H212ZM223 239V240H222ZM248 239V240H247ZM257 239V240H256ZM96 240V241H95ZM105 240H106V242H105ZM109 240H111V241H109ZM215 240H216V238H215ZM236 240H237V238H236ZM246 240V241H245ZM93 241V242H92ZM114 241H116V242H114ZM219 241V242H218ZM228 243H230V244H228ZM79 242V243H78ZM110 243V244H107V243ZM112 242H114V243H112ZM119 242V243H118ZM232 242H234V243H232ZM243 244H242V243ZM248 242V243H247ZM255 242H257V244H255ZM99 243H101V244H99ZM112 243V244H111ZM116 243V244H115ZM219 243V244H218ZM254 243V244H253ZM260 243H262V241L260 242ZM118 244V245H117ZM133 244V245H132ZM235 244H236V247H235ZM238 244V245H237ZM94 246V248H93V246ZM109 245V246H108ZM113 245V246H112ZM116 245V246H115ZM233 245V246H232ZM254 245V246H253ZM105 246V247H104ZM241 248H240V247ZM252 246V247H251ZM86 247V248H87ZM100 247V248H99ZM103 247V248H102ZM109 247H110V250H109ZM112 247V248H111ZM114 247V248H113ZM234 247V248H233ZM118 248V249H117ZM238 248V249H237ZM249 248V249H248ZM97 249H99V250H97ZM107 251H106V250ZM129 249H131L130 247H129ZM90 250V251H89ZM104 250H105V252H104ZM239 252H238V251ZM94 251H96V253L97 252H99V253H97V255L96 254H94L95 252ZM119 251V250H118ZM225 251V252H224ZM90 252V253H89ZM92 252V253H91ZM111 252V251H110ZM120 252V251H119ZM239 253V254H237V253ZM104 253V254H103ZM130 253V252H129ZM132 253V252H131ZM91 254V255H90ZM94 254V255H93ZM99 254V255H98ZM152 254V253H151ZM150 254V255H151ZM221 254V255H220ZM103 255V256H102ZM107 255V257H104V256H106ZM116 255V254H115ZM117 255H120V254H118V252H117ZM150 255H145V256H141L140 258H137V259H139L140 260V262H141V264H144V262H145V264H152V263H154V264H170L171 262H172V260L170 259V258H168L167 257V255H162V256H158L157 254L155 255V253L154 254H152L151 256ZM233 257H232V256ZM235 255V256H234ZM44 256V255H43ZM93 256V257H92ZM99 256H102V257H99ZM148 256H150V258L148 257ZM99 257V258H98ZM148 257V258H147ZM156 257V258H155ZM167 257V258H166ZM95 259V260H93V259ZM97 258V259H96ZM153 258V259H152ZM98 259H100V260H98ZM132 259V258H131ZM148 259H149V261H148ZM157 259V260H156ZM230 259V260H229ZM235 259V260H234ZM132 260H135V259H132ZM142 260V261H141ZM146 260V261H145ZM154 260V261H153ZM162 262H161V261ZM254 260V261H253ZM259 260H260V262H258V263H263V262H261V259L259 258ZM144 261V262H143ZM152 261V262H151ZM156 261V262H155ZM231 263H230V262ZM253 261V262H252ZM95 262V263H94ZM143 262V263H142ZM148 262V263H147ZM12 263V262H11ZM12 264H17V263H12ZM32 264H34V263H32ZM98 264V263H97ZM99 264H101V263H99ZM171 264H174L173 262L171 263Z\"/></svg>",
    "mask_w": 264,
    "mask_h": 264
}]
</instances>
